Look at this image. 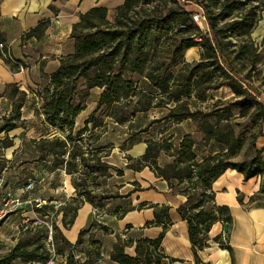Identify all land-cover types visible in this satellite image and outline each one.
<instances>
[{
    "label": "trees",
    "instance_id": "trees-1",
    "mask_svg": "<svg viewBox=\"0 0 264 264\" xmlns=\"http://www.w3.org/2000/svg\"><path fill=\"white\" fill-rule=\"evenodd\" d=\"M189 4H196L201 8L203 13L199 14L204 18V28L194 21V11L186 8ZM263 13L264 0H192L184 4L180 0H124L116 9L114 22L109 19L108 10L103 6L93 7L81 14L80 19L74 23L71 33V37L75 39V51L60 57L59 68L48 77L46 85L35 92L40 99V107L35 111L42 116L46 125L53 126L65 134L64 139L61 136H55L53 139L42 138L43 145L39 149L41 158L45 159L49 153L57 154L56 165L63 166L70 174L84 173L83 168L103 174V170L107 169L101 157L94 154L91 158L79 145L73 146L70 159L65 161L59 157L68 150L67 141L72 139L77 130V117L86 109L95 90H99L95 99L96 106L85 120V126L78 129L79 137L90 129L104 126L103 120L96 116L99 110L120 114L114 123L118 126H128L131 130L127 150L141 140L143 133H152L155 126L162 122L180 126L187 121L189 125H195L198 134L205 132L208 135L207 139L213 140L217 146L219 144L222 146L218 149L212 146L208 150L210 154L199 160V152L204 150H201L196 142L186 141L191 139V133H184L182 138L180 137L179 146L175 151H172L171 143L152 136L144 140L147 147L142 156L126 157L128 159L126 166L136 171L149 167L158 177L165 179L174 191L187 196V202L179 206L177 211L188 223L196 264H200L199 252L207 245L206 241L213 224L218 221L225 225L232 223L230 207L215 203L213 182L227 169L242 172L246 179L260 175L262 177L260 191L251 197V200L264 197V157L261 150L249 159L234 160L237 146L233 144L234 130L230 129V125L226 131L222 129L215 131V127H220L218 123L196 124V120H201V116H214L221 111H226L228 117H231L233 106H240L239 115L245 116L244 108L253 104L261 108L254 111L253 122L257 123L260 119L261 124L264 122V102L259 99L260 95L247 85V77L236 73L233 66L235 57L232 56L236 53L237 57H242L246 53L248 50L244 47L247 43L246 38H251L252 31ZM46 26L47 21H42L26 33V36L40 37ZM174 26L178 27L180 36L170 44L161 62L152 63V59L149 58L152 47L159 44L160 38L168 36ZM234 40L241 41V50L238 52ZM0 42L3 44L5 42V35L1 30ZM193 46L200 47L202 58L199 61L188 62L185 60V52ZM1 56L13 71L20 67V61L9 57L5 44ZM180 58L181 72L179 76H175L170 72V68L178 67ZM183 70L185 74L182 75ZM135 75L144 78L145 82L150 84L149 91H138L139 83ZM181 78L184 83L178 85L177 81ZM224 87L232 91L231 101L224 103L219 100L209 112H204L199 106L192 108L190 99L194 94L197 95V99L205 102L212 96L208 92ZM6 88L5 94L8 89H13L14 93L20 95L16 99L13 95L7 94L12 110L0 116V134L7 133L5 138L0 139V143L3 147L9 148L14 145V139L8 134L26 123V119L22 118V109L26 105L28 93L15 84ZM158 95H167V99L153 103V99ZM157 108L165 110L161 117L142 122L146 116L140 114ZM105 128L106 126L104 130ZM173 134H170V138ZM100 140L98 135V141ZM237 140L238 144L241 143L239 138ZM107 146L100 143L97 148L103 150ZM163 153L169 155L170 160L161 166L158 158ZM115 170L122 174V169L115 167ZM173 179L179 184H187L178 190L172 182ZM92 191L87 187L78 195L98 206H101L105 199L120 197L118 194L96 197L92 195ZM76 200L78 199L75 198L73 201ZM80 206L81 204L70 209L72 214L68 221V210L65 211V207L59 210L64 213L65 228L72 226ZM151 206L155 207V220L148 224L162 226L158 237H145L136 241L132 238L119 237L111 253L113 261L119 264L168 263L162 241L172 225L171 207ZM97 225L108 232L106 226L96 222L93 227ZM54 229L67 245L66 249L58 250L59 254L67 256L66 264H94L101 258L102 242L96 238L93 230L89 243L85 244L84 236L88 232L86 230H82L76 243H72L56 223ZM216 240L221 246L230 248L220 236H217ZM133 244L136 252L134 256L126 252V247ZM40 249L42 251H39ZM50 258L51 254L44 242L30 249L24 241H20L9 252L0 253V264H14L19 259L25 262H48Z\"/></svg>",
    "mask_w": 264,
    "mask_h": 264
},
{
    "label": "crops",
    "instance_id": "crops-1",
    "mask_svg": "<svg viewBox=\"0 0 264 264\" xmlns=\"http://www.w3.org/2000/svg\"><path fill=\"white\" fill-rule=\"evenodd\" d=\"M123 2L124 0H0V30L5 35L4 44L8 48L9 56L20 61V67L13 71L3 60L0 48V111L2 110L0 116L12 110L11 101L5 94L6 87L11 84L28 93L22 118H28L25 116L28 105H32L28 116L34 114L40 107V99L35 92L44 87L48 77L59 68L60 57L75 51V39L71 37V33L80 15L96 6L106 7L108 13H112ZM262 17L264 20V13ZM42 21H47V26L40 37L26 36V33ZM185 55L188 62L199 61L202 58V50L198 46H193L186 50ZM224 88L228 90V87ZM259 99L264 102V93ZM4 100L9 102V108L5 111L2 109ZM88 108L89 105L77 117V127L80 122L79 128L85 126V120L91 113L88 112ZM87 132L90 135L94 134L93 129ZM146 138L142 136L141 140L135 142L127 150L126 156L133 158L142 156L147 147L144 142ZM109 142L107 140L104 145H109ZM255 144L264 157V122L260 126V134ZM104 149H107V156L103 157L102 161L104 158L110 159L115 153V148ZM165 156L163 153L158 158L161 166L165 165L161 163ZM127 162L126 158L120 176H125V179L118 182L121 186L119 189L121 196L105 199L103 204L98 206L80 195L81 206L72 226L68 229L59 226L64 235L69 241L76 243L80 232L86 230L88 232L84 236V241L88 244L93 230L96 238L102 242L101 258L94 264H119L111 259L114 244L119 237L132 238L135 241L145 237H158L162 226L148 224L155 220V207L151 205H169L172 225L162 241L163 251L168 257L167 264H196L188 223L177 211L179 206L187 202V196L174 191L169 183L158 177L151 168L145 167L141 171H136L128 168ZM107 163L114 167H109V178L105 186L107 190H110V187L115 189L116 164L109 161ZM64 174L61 184L51 185L49 190H65L68 195L62 204L66 205L79 196L74 184L76 173L64 171ZM261 185L260 175L246 179L242 172L235 169H227L213 182L215 203L230 207L232 223L228 231H225V224L221 221L213 224L208 234L207 245L199 252L200 264H264V197L251 200V197L259 193ZM128 187L130 188L125 193L121 192ZM103 190V187H98L92 192L104 194ZM95 222L106 226L108 232L99 225L93 227ZM217 236L225 239L223 241L230 248L221 246L216 240ZM126 252L134 256L135 244L126 247Z\"/></svg>",
    "mask_w": 264,
    "mask_h": 264
},
{
    "label": "rangeland",
    "instance_id": "rangeland-1",
    "mask_svg": "<svg viewBox=\"0 0 264 264\" xmlns=\"http://www.w3.org/2000/svg\"><path fill=\"white\" fill-rule=\"evenodd\" d=\"M180 1L183 4L192 2V0ZM186 8L193 10L194 13H203L201 8H199L196 4L186 5ZM115 15L116 10L112 13H108L109 19L113 22L115 21ZM261 20L262 23L260 24ZM261 20L252 31L251 38H246L247 43L244 45V47L248 48L246 53L242 57H237L236 53L232 54V56L235 57L233 59L234 70L239 76L247 77V85H249L260 96L264 93L263 17ZM179 36L180 33L178 32V27L174 26V28L169 31L168 36L160 38L159 44H155L149 54V58L152 59V63L153 61L155 64L161 62L170 44L173 43V41ZM240 43L241 41L239 42V40H234L237 52L241 50ZM185 60L187 61L186 55ZM181 67L182 62L180 58L178 67H171L170 72H173L175 76H179ZM181 74H185V70H183ZM135 79H137L136 81L139 83L138 91H149L151 86L145 82L146 80H144V78L135 75ZM177 83L178 85L183 84V78L177 81ZM98 91L99 90H95L93 92V96L88 104V112H92L96 106L95 99L97 98ZM7 94L13 95L16 99L20 96L19 94L14 93L13 89H8ZM208 94L212 96H209L205 102L197 99V95L194 94V96L190 99L192 108L194 109L195 106H199L204 112H209L219 100L227 103L233 98V93L230 88H228V90L225 88L213 90L208 92ZM162 99L166 100L167 95H158L157 98L153 99V103H158ZM7 108H9V102L4 100L2 109L5 111ZM30 108H32V105H28V108L25 110V116L28 117L26 119V123L22 127L8 134L14 139V145L12 147L5 148L0 143V209L5 207V204L8 202V205L6 206L8 211L5 216L0 219L2 221V224L0 225V253L9 252L20 241H24L30 249L38 246L41 242H44L51 254V258L48 262H25L19 259L15 261L14 264H66L67 256L59 254L58 250H61L62 248L66 249L67 245L64 243L61 235H57V232L54 229V223L65 228L63 223L64 213L59 210H61L62 207H65V211L68 210V221L72 214L70 209L79 205L82 201V198L78 195L79 192L87 189V187L92 190L98 187H103V191L105 192L104 194H118L121 196L119 192L121 186L118 185V182L123 181L125 176L120 177L121 174L115 170V179L117 184L115 185V189L110 187V190H107L105 185L107 184V180L109 178L110 169L108 166L111 165V167H114L112 164H108L107 161L115 163L117 168L121 169L124 167L123 162L127 157V148L129 147L128 141L131 139V130L128 129V126H118L114 123V121L119 118L120 114L116 115L110 112H103L102 110H99L96 113V116L103 120V124L106 126L105 130L104 126H100L94 129L93 135L86 132L84 135L79 137L77 131L81 126V122L79 123L77 130H75L72 135V139H68L67 141L68 150L65 154L59 156L61 160L65 159L66 161L70 159V151H72V148L75 145L81 146L91 158H93L94 154H97L96 157H101L102 159L107 156V149L99 150L97 146H99L100 143H106L107 140L110 141L107 147L115 148V153L113 157H110V159L104 158L103 163L107 165V169L105 168L103 170V174L100 172L89 171L87 168H83L82 171L84 173H76L74 184L77 188V195L79 196L78 200H71V202L65 205L62 203L66 200L68 195L67 192L61 189L49 190V186H53L55 184L60 185L61 181L65 177L64 171L66 170L63 166L56 165L58 162L57 154L49 153L46 155L45 159H42L39 151L40 147L43 145L41 141L42 138L53 139L55 136H61L64 139L65 134L58 131L53 126L46 125L42 120V116L37 112L28 116ZM256 108L258 110L261 109L259 106L257 107L256 104L246 106L244 108L246 110V115L240 116L241 107L233 106V115L231 117H228L226 111H221L214 116H201V120H196V124L202 123L205 125L209 122L217 125L218 123L220 127H215V131L220 129L226 131L228 130V125H230V129L234 130L233 144L237 146L233 159H249L259 151L255 144V140L260 134L261 119L258 120L257 123L252 120V115ZM1 112L2 110L0 111V115ZM164 112V109L157 108L151 109L146 114H140V116H146L142 120V122H146L150 119L161 117ZM88 115H90V113ZM167 123L168 122H162L156 125V128L152 130V133H143L142 136L147 138L152 136L160 137L167 141V143H171L172 151H175L179 146L180 137L184 133L189 132L191 133V139H186V141L190 140L196 142V144L201 147V150H204L199 152V160H202L203 157L210 154V151L208 150L212 146H215L216 149L222 146L220 144L217 146L214 144L213 140L207 139V133L202 132L201 134H198L196 132L195 125H189L187 121L183 122L180 126H171ZM172 133L174 134L172 138H170V134ZM103 134L105 135L103 136ZM6 135L7 133L0 134V139L5 138ZM98 135H100V141H98ZM238 138L241 140V143L239 144L237 140ZM91 146L94 147L90 148ZM165 155L166 156L162 158L161 162L163 165L170 160V157H168L169 155ZM37 164L39 167H37ZM111 170L114 171V169ZM30 179L36 181V188L29 192H24L23 187ZM172 182L178 190L184 188L187 184H179L175 179H173ZM129 188L130 187L122 189L121 192L125 193ZM104 194L99 192L92 195L98 197ZM53 197H56V199H53ZM36 198L44 200V204L40 206L37 202H29L30 200ZM51 200L54 202H50ZM54 235L57 237L56 240ZM39 251H42V249Z\"/></svg>",
    "mask_w": 264,
    "mask_h": 264
},
{
    "label": "built area",
    "instance_id": "built-area-1",
    "mask_svg": "<svg viewBox=\"0 0 264 264\" xmlns=\"http://www.w3.org/2000/svg\"><path fill=\"white\" fill-rule=\"evenodd\" d=\"M193 19H194V21L197 22L202 28H204V18L202 17L201 14H199V13H195V14L193 15ZM3 47H4V44H3V43H0V48L3 49ZM9 57H10V56H9ZM35 187H36V181L30 179V180L28 181V183L23 187V191H24V192H25V191H31V190L35 189ZM29 202H37V203L41 206L42 204H44L45 201H44V200H41L40 198H36V199L30 200ZM7 205H8V202L5 204V207H2V208L0 209V219H1L2 217H4L5 214H6V212L8 211L7 208H6ZM223 240L225 241V239H223Z\"/></svg>",
    "mask_w": 264,
    "mask_h": 264
},
{
    "label": "water",
    "instance_id": "water-1",
    "mask_svg": "<svg viewBox=\"0 0 264 264\" xmlns=\"http://www.w3.org/2000/svg\"><path fill=\"white\" fill-rule=\"evenodd\" d=\"M229 227H230V225L229 224H226L225 225V231H228L229 230Z\"/></svg>",
    "mask_w": 264,
    "mask_h": 264
}]
</instances>
